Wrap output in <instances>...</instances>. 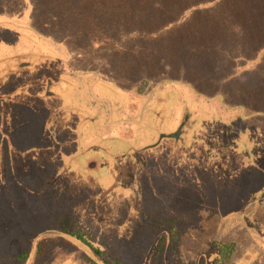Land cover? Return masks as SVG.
<instances>
[{
	"label": "trees",
	"instance_id": "trees-1",
	"mask_svg": "<svg viewBox=\"0 0 264 264\" xmlns=\"http://www.w3.org/2000/svg\"><path fill=\"white\" fill-rule=\"evenodd\" d=\"M203 4L206 6L195 7ZM193 7L186 21L162 30ZM6 11L17 19L15 25L22 28L18 40L25 37L35 46L36 41L45 38L56 41L60 34L65 43L78 46L84 53L80 62L92 65L87 67L91 71H66L50 52L20 54L23 50L16 52L17 45L12 44L13 54L5 56L12 61L11 71L30 72L27 71L30 63L21 57L35 58L33 71L39 74L35 83L39 98L50 103L46 107L54 115L64 109L69 91L71 99L77 101L83 82L84 106L102 103L97 105L102 121L95 124L97 129L101 125L98 135H103L104 140L125 143V138L111 131L113 115L120 120L116 122L136 123L137 128L129 135L135 140L133 157L146 147L159 145L162 138L173 137L179 142L185 137L182 154L191 160L197 156L205 164L215 182V190L209 204L201 207L207 215L203 213L196 220L198 226H192L193 217H185L192 212L195 215L197 204L185 202L179 205V210L175 208L179 218L170 211L155 220L158 226L142 227L140 236H135L130 243L133 254L126 257L122 252L105 250L104 245L93 242L91 234L68 216L59 217L52 210L50 214L44 213V209L41 211L50 201L39 203L38 198L39 207L28 215L24 210L26 219L16 216V208L11 214L4 212L5 218L16 221L19 227L22 223L28 225V231H21L25 237L22 244L10 239V250L0 251V264H33L35 259L42 260L44 255H49L58 237L63 243L75 244L89 264H235L248 239L237 233L222 234L233 224L247 228L248 237L256 243L259 259L264 264V207L261 212L224 208L219 187L221 178H233L236 168L250 165L262 180L261 187L264 185V129L254 131L246 126L259 119L264 121V73L257 69L248 80L237 82L228 72L231 59L222 53L223 48L233 49L238 44L252 53L263 52L264 0H0V27L14 21L5 15ZM101 52L107 53L101 55ZM177 84L190 89L202 102L195 104L184 97L179 108V97H182L175 88ZM93 86L98 87L97 91ZM6 87L0 88V98L10 107L9 100L1 96ZM18 90L24 92L25 87ZM116 92L121 95L120 99L115 98ZM156 104L163 107L153 109ZM75 114H78L77 108L71 114L77 118L76 125L87 119L86 114L81 119ZM137 118L142 121H135ZM6 124L0 116V136H7L3 126L9 127L11 118ZM1 151L0 147V154ZM220 172L225 176H219ZM15 196L21 197L20 191ZM254 203L261 204L255 200L250 204ZM204 220L209 227L202 223ZM156 235L157 240L147 255ZM189 246L191 249H186Z\"/></svg>",
	"mask_w": 264,
	"mask_h": 264
},
{
	"label": "rangeland",
	"instance_id": "rangeland-1",
	"mask_svg": "<svg viewBox=\"0 0 264 264\" xmlns=\"http://www.w3.org/2000/svg\"><path fill=\"white\" fill-rule=\"evenodd\" d=\"M202 6L206 4L195 7ZM195 7L183 11L177 20L163 27L162 30L166 31L186 21ZM9 10L13 11L12 8ZM7 13L8 11L5 15ZM7 16L14 21H9L10 23L4 25L5 27H0V76L4 75L0 77V88L7 86L4 92L1 89V96H5L10 104L8 107L0 98V116L4 124H9L11 118L10 126H3V133L7 136H0L1 253L10 250L11 238L15 239L16 244L25 242L21 231L23 229L28 231V225L22 223L19 227L16 221L6 219L4 212L11 214L16 208L18 210L16 216L26 219L32 209L39 207L36 204L38 198L39 203L50 201L40 209L41 211L44 209V213L50 214L52 210V213L59 217L68 216L69 220L78 223L88 231V234H91L93 242L104 245L105 250L122 252L125 257L133 254L134 247L130 243L135 236L141 234L142 227L158 226L155 220L165 217L170 211L179 218L175 208L179 210V205L185 202L197 204L195 215L192 212L185 217H193L192 226H198L196 220L203 213L207 215L201 211V207L209 204L213 199L215 182L211 180L207 167L197 156L191 160L187 154H182L185 137L179 142H175L173 137L162 138L159 145L146 147L141 154L133 157L135 140L129 135L137 128L136 123L131 122L128 125L127 123L130 122L125 120L126 123L116 122L120 120L113 115L114 123L111 122V131L113 135L125 138V143L118 142V145L116 142L104 140L103 135H98L101 125H98V130L95 124V121H102L97 108V105L102 103L96 102L87 108L84 106L85 99L83 103L81 100L85 92L83 82L77 101L71 99L72 93L69 91L64 100V109L58 115H54V112L46 107L50 103H44L46 101L39 98L40 91L35 85L39 74L33 71L36 69L33 66L36 62L35 58L21 57L30 63L27 70L30 72L19 74L11 71L12 61L7 60L5 56L13 54L12 44L16 43V52L23 50L20 54H31L35 51L50 52V55L55 57L54 60H57V64L66 71H91L89 66L92 65L80 62L79 58H83L84 53L78 46L65 43L60 34L56 36V41L42 37L45 40L36 41L34 47L25 37L18 40L22 28L15 25L17 23L15 17ZM238 45L233 49L225 47L222 52L231 59L232 64L228 72L233 79L237 82L246 81L257 69H261L264 73V50L252 53L244 45ZM106 53L101 52V55ZM86 78L90 79V76ZM8 80H10L9 84ZM19 87H25V91L18 90ZM93 87L97 91L98 87ZM175 88L182 97H179V108L182 107L184 97L195 104L202 102L183 84H177ZM117 94L115 98L120 99L121 95ZM61 102L63 104V101ZM156 105L153 109L163 107ZM50 106L53 110L56 109L53 105ZM75 107L78 110V114L75 115H78L79 119L85 114L87 118L83 122H78L79 125L75 124L77 118L71 117L76 111ZM55 112L57 113V110ZM69 118L72 123H67ZM135 121L142 120L137 118ZM246 126L254 131H261L264 129V121L259 119ZM76 132L84 136H79ZM155 140L153 142H156ZM254 172L256 171L253 170L252 165L246 168L239 167L233 172V178L224 177L219 180L220 199L224 208L234 207L231 209L239 212H246L245 209L249 208L251 212L254 210L261 212V208L264 207V185L261 187L260 183L263 182ZM218 175L225 176L222 172ZM19 191L21 197L15 196ZM48 197L49 199L45 200ZM32 199L35 200L34 203ZM253 200L261 204L258 206L255 203L250 204ZM20 202L22 204L19 210ZM41 218L42 216H38V219ZM33 219L36 218L33 216ZM202 223L209 227L205 220ZM242 226L233 224L224 232L223 228L221 229L223 235L237 233L248 239L242 245L235 264H262L256 243L249 239L247 228ZM150 233L152 237L153 233ZM139 236L136 238L138 243L141 242ZM157 236H154L149 245L147 255L150 254ZM68 241L74 242L70 239ZM74 245L63 243L58 237L51 245L49 255H44L42 260L35 259L32 263L89 264Z\"/></svg>",
	"mask_w": 264,
	"mask_h": 264
}]
</instances>
